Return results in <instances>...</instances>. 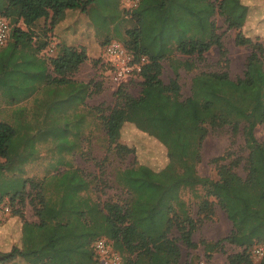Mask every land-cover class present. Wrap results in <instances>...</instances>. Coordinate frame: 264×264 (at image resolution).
I'll return each mask as SVG.
<instances>
[{
  "label": "trees",
  "instance_id": "trees-1",
  "mask_svg": "<svg viewBox=\"0 0 264 264\" xmlns=\"http://www.w3.org/2000/svg\"><path fill=\"white\" fill-rule=\"evenodd\" d=\"M94 7L105 8L104 1L0 0V18L10 26L8 43L0 50V97L6 99L7 105L17 106L42 90L43 99L37 98L33 110L44 108L46 114L67 104L68 110L62 112L67 115L71 111L72 118L64 127L67 131L68 123L74 126V140L61 143L66 144L59 148L61 157L79 149L88 116L94 130L102 133L107 152L120 160L134 153L133 148L119 142L123 128L137 122L134 114L143 111L158 91L167 100L179 94V69L195 70L213 47L220 60L227 61V50L214 21L216 15L223 18L227 29L236 31L235 45L250 50L242 76L233 80L223 69L192 76L190 97L177 104L183 124L152 130L166 147L167 164L159 171L136 163L115 168L111 184L126 195L120 201L93 198V180L65 158L59 163L63 171L38 181L16 175L23 173L25 162H18L26 155L23 147L34 140L26 109L16 108L7 121H0V206L7 201L10 215L22 220V244L0 252V264L16 259L25 264H98L92 244L100 238L109 242L122 264H181L178 242L196 250L193 234L200 222L215 215V207L224 211L231 231L215 242H201L204 262L190 258L184 264H210L212 254L222 250L223 244L237 249L227 256V264H264V253L256 261L253 255L256 247L264 248V141L255 137V129L264 127V39L252 38L243 31L249 7L241 0H140L134 9L109 15L108 32L111 25L117 24L116 17L130 23L125 36L115 25L113 38L148 62L140 73L141 96L129 95L125 85L120 86L108 114H99L98 108L85 105L94 93L93 82L74 79L87 60L84 48L61 40L46 61L38 54L52 40L40 46L32 44V33L39 21L49 20L48 30L54 26L56 30L67 11L89 15L94 13ZM110 41L106 39L102 49ZM176 54L186 58H177ZM100 60L101 57L95 64ZM163 61L170 63L175 76L168 85L161 79ZM141 118L149 120L145 114ZM205 122L212 131L227 128L232 142L240 134L248 152L244 158L229 160L227 152L211 159L217 170L216 180L201 176L197 169L204 134L196 131L195 123ZM237 168L243 170L244 176L236 172ZM27 186L33 195L26 191ZM183 192L196 200L197 219L181 198ZM26 203L32 206L37 223L25 219L22 208Z\"/></svg>",
  "mask_w": 264,
  "mask_h": 264
},
{
  "label": "rangeland",
  "instance_id": "rangeland-1",
  "mask_svg": "<svg viewBox=\"0 0 264 264\" xmlns=\"http://www.w3.org/2000/svg\"><path fill=\"white\" fill-rule=\"evenodd\" d=\"M103 1L105 8L98 10L97 7H94L93 14L86 15L77 10L67 11L64 18L57 24L55 33L59 35L66 44L75 46L79 49L84 48L87 60L80 66L74 78L78 81L93 82L94 93L86 99L85 105L87 107L98 108L99 114H108L115 103L114 94L120 86L125 85L124 91L134 97L141 96L143 89L141 86V78L121 85L110 83L107 72L100 67V61L95 64L96 60H99L102 56V44L104 41L106 39L117 40L113 38V27L115 25L118 26L121 36H125L126 29L131 28L130 23L123 22L122 20L119 21L116 17L114 18V22L117 24L111 25L110 31L108 32L106 27V22L109 20L108 16H117L120 12L129 9L126 0ZM241 1L242 3L249 4L248 21L246 23V29L243 31L252 38H256L257 36L263 40L264 0ZM99 6L101 7V5ZM214 21L217 32L221 35L223 46L227 50V61L220 60L217 48L213 47L206 54V60L200 63L195 70L186 72L182 68L179 69V94L173 96L171 100H167L166 97L158 91L155 99L145 106L143 111H137V113L134 114L137 122L128 123L123 128L122 137L119 142L133 148L134 153L120 160L116 158L113 153L107 152L102 133L98 129L94 130V126L91 124V118L88 116L81 130L82 135L79 139V149L72 154H63L64 157H61L59 155V148L66 146V144L61 145V143L67 142V140L71 143L74 140L71 135L74 132V126L68 123L67 131L65 130L66 127H64L65 122H70L69 118H72V112H68L67 115L63 114L62 111L68 110L66 107L67 104L57 106L49 114H46V109L41 108L40 111L33 110L34 115L32 114L33 117L29 119L30 122L35 124V126L30 125L29 127V132L33 134L34 140H32V142L27 141V144L23 147L26 155L18 161L25 162L22 164L23 173L15 174L19 175L21 179L38 181L43 177L63 171L64 167L59 166V163L65 158L66 161H71L76 167L81 169L89 180H93L91 186L92 191L90 193L93 198L98 197L101 201L108 199L120 201L126 198L123 191L113 187L111 184L114 169L117 167L124 168L133 163L146 165L155 171H159L165 167L168 161L166 147L154 134H152V130L158 132L161 131L159 129L162 127L168 130L173 126H177L179 122L181 125L183 124L179 117L180 109L177 104L184 102L190 97L192 76L201 71H218L221 69L227 70L230 78L233 80L242 76L244 63L250 52L249 48L235 45L234 37L236 31L227 29L221 16L216 15ZM45 26L46 25L40 26L35 30H37V32H40V30L45 31L47 29ZM4 47H6V45L0 47V50ZM176 56L181 59L186 58L179 54H176ZM162 65L163 71L161 79L164 84L168 85L170 80L175 76L168 61H163ZM4 100L5 101H1L3 103L0 104V121H7L11 116L10 112H12L11 109H7V105L4 104L6 99ZM18 108H21L20 105ZM168 112L171 114L168 115ZM143 114H145L146 118H149V120H145V118L142 119L141 116ZM195 128L198 133L204 134V141L201 149L202 160L197 167L198 173L201 176L209 177L213 180L217 179L216 166L210 162L211 159L215 157L223 156L227 154V152L230 153L229 160L247 156L248 152L245 148L243 137L240 134L232 142L230 131L227 128L212 131L207 122L195 123ZM26 137L28 136L26 135ZM255 137L259 142L264 141L263 126H258L255 129ZM229 160L223 163H228ZM16 169L17 167H15V170ZM236 172L241 176L245 174L242 169L238 168ZM26 191L29 192L30 195H33L28 186L26 187ZM199 192L201 193L200 190ZM181 198L190 208L193 218L197 219L195 214L196 200L193 196L189 192H183ZM22 212L29 220L33 219L34 213L32 206L28 203L22 208ZM6 219L7 216L0 220V229L5 228L4 221ZM231 228V222L228 220L224 211L219 207H215V215L211 219H205L200 222L197 230L193 234V241L198 245L196 250H189L180 241L178 242L182 253L181 264L186 263L190 258H193L195 262H204L205 258L203 256V246L201 242H215L224 238L229 234ZM175 235L178 234L175 232ZM5 239L7 240V238ZM0 241L4 240L0 238ZM223 245L222 250L212 254L209 261L210 264H227V256L237 251V249L229 244ZM0 248L6 250L7 245H1ZM254 260L256 261L257 258ZM9 264L25 263L16 259Z\"/></svg>",
  "mask_w": 264,
  "mask_h": 264
},
{
  "label": "built area",
  "instance_id": "built-area-1",
  "mask_svg": "<svg viewBox=\"0 0 264 264\" xmlns=\"http://www.w3.org/2000/svg\"><path fill=\"white\" fill-rule=\"evenodd\" d=\"M140 0H126L128 9L138 6ZM10 26L8 21L0 18V47L7 44L9 40ZM56 43H51L47 48L46 55L51 57L54 54ZM148 62L144 56H135L122 43L116 40L110 41L102 49V56L99 62L100 67L107 72L110 83L121 85L136 80L140 77L142 67ZM11 213L8 203L0 206V220ZM93 253L98 264H121L120 255L113 250L109 242L100 238L92 244ZM264 253L263 247H256L253 250L255 258L259 259Z\"/></svg>",
  "mask_w": 264,
  "mask_h": 264
},
{
  "label": "crops",
  "instance_id": "crops-1",
  "mask_svg": "<svg viewBox=\"0 0 264 264\" xmlns=\"http://www.w3.org/2000/svg\"><path fill=\"white\" fill-rule=\"evenodd\" d=\"M244 4L249 7V4H246V3H244ZM247 21H248V17H247ZM247 21H246V23H247ZM45 22H47V23H45ZM49 22H50L49 20L48 21H44V20L39 21L36 29H38L40 26H44V25H46L45 27L46 28L48 27V28L45 31L40 30L41 33L37 32V30L33 31V33H32V39H33L32 44L34 46H40V44H42V42L45 40H50V41L52 40L51 43H56V44L61 42L62 39L59 37V35H56L57 37H52V35L54 36V34H56L55 33V26L51 30H48L50 28ZM46 51H47L46 48L41 50L39 52L38 56L41 59H45L46 61H48L47 59L49 57L46 55ZM75 80H77V79H75ZM80 82H86V81H80ZM37 98H39L40 100L43 99V91L42 90L35 91L33 94L30 95V97L25 98L19 104L20 107H24L26 109L27 123H29V125H33V126H35L34 123L30 122L29 119H30V117H33L32 113H33L35 101L37 100ZM1 101H5V100L0 97V104L3 103ZM4 104L7 105L6 102ZM19 105H17V106L7 105V109H11V111H12V112H10V115L13 114V112H14L13 110L18 108ZM25 219L31 223H37L38 222V220L35 216H33V219H30V220L27 217H25ZM22 224H23V222L18 216H16V215H8L7 216V219L4 221L5 228L0 229V238L4 240V241H0V246L6 244L7 249L3 250L0 248L1 253L9 252L13 247H20L21 246V244H22L21 243ZM5 238H7V240Z\"/></svg>",
  "mask_w": 264,
  "mask_h": 264
}]
</instances>
